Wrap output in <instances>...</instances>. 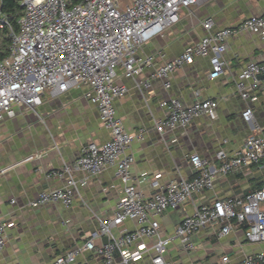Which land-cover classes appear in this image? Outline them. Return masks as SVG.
<instances>
[{"label":"built area","instance_id":"1","mask_svg":"<svg viewBox=\"0 0 264 264\" xmlns=\"http://www.w3.org/2000/svg\"><path fill=\"white\" fill-rule=\"evenodd\" d=\"M200 1L20 0L23 10L15 29L0 9V29L10 33L7 55L0 59V123L15 117L18 108L41 105L45 94L56 98L71 89L85 88L88 101L109 135L101 144L84 145L74 162L51 172L49 177L65 180V186L42 192L30 206L60 205L68 209L77 187L86 185L90 178L107 168L114 170L115 179L122 185L123 196L113 215L99 219V229L91 239L57 256L51 264H75L85 251L100 258L102 264H116V255L120 258L118 264H131L150 251L153 252L151 264H188L168 261V246L178 241L184 251H194L192 237L207 229L217 238L241 230L247 243H264V185L247 193L206 203L195 202L196 197L212 189L218 177L250 170L264 173V133L249 135L235 151L220 148L216 153L217 164L192 154L189 178L169 181L162 187L154 183L158 190L145 195L139 185L149 178L133 174L135 158L130 152L133 141L143 140V131L129 134L115 108V101L128 91L119 82L122 74L132 78L153 65L154 57L138 55L140 46L176 24L182 9ZM202 27L207 31L204 37L154 71L152 79L162 80L165 89L170 87L171 75L196 58L208 59L209 79L220 78L226 69L223 55L228 38L239 31H250L264 38V14L250 16L232 28L214 32L213 19L206 18ZM260 77L264 80V62H249L241 68L235 86L243 100L252 99ZM137 87L148 89L150 80L138 82ZM160 106L164 115L155 119L153 126L162 134L167 130L186 129L202 116L214 117L217 102L201 100L196 93L195 100L187 107L177 99L161 101ZM251 116L249 109L242 114L246 122ZM74 173H82L83 177L76 180ZM187 203H192V211L182 216L172 234L163 237L159 218ZM125 221H134L137 228L113 236V229ZM12 227L11 219L0 217V251ZM96 237L106 238L107 244L96 245ZM143 239L152 240L151 245L142 243ZM135 243H139L137 249L131 251ZM221 261L227 262L228 256ZM241 264H264V253L245 255Z\"/></svg>","mask_w":264,"mask_h":264},{"label":"crops","instance_id":"2","mask_svg":"<svg viewBox=\"0 0 264 264\" xmlns=\"http://www.w3.org/2000/svg\"><path fill=\"white\" fill-rule=\"evenodd\" d=\"M263 14L264 0H201L182 9L176 24L140 46L138 55L154 57L153 65L138 71L132 78L122 74L119 82L128 91L115 101V108L129 134L143 131V140L133 141L130 152L135 158L133 174L149 178L139 185L145 195H151L169 181L189 178L192 154L197 153L202 159L217 164L216 153L220 148L235 151L249 135L264 133V80L260 78V85L250 100H243L235 86L245 64L264 62V38L260 35L239 31L228 38L223 55L226 69L218 79H209L207 58H196L192 64L175 71L168 89L163 87L162 80L152 79L159 66L207 34L202 27L206 18L213 19L214 32ZM145 80H150V87L139 89L137 83ZM86 93L85 88H79L56 98L45 94L41 105L18 108L15 117L0 123V217L14 223L0 251V264H51L57 256L91 239L99 229V219L111 217L123 196L114 170L107 168L90 178L86 185L77 187L68 209L60 205L30 206L42 192L65 186V180L49 177L51 172L74 162L84 145L101 144L108 139ZM196 93L201 100L217 102L214 117H199L186 129L156 132L153 121L164 115L161 101L177 99L187 107L195 100ZM247 109L252 112L248 122L242 117ZM158 175L159 178H155ZM74 177L79 180L83 174L74 173ZM262 185L264 173L256 170L218 177L212 189L196 197L195 202L206 203L247 193ZM191 211L192 203H187L162 215L158 220L162 236L172 234L182 216ZM136 228L134 221H125L113 229L112 234L117 237L121 232H132ZM103 239L96 237L94 243L101 245ZM141 242L150 246L152 240ZM192 242L195 250L186 252L178 241H173L167 248L166 259L188 264H241L245 255L264 253V243H247L241 230L217 238L207 229L193 236ZM138 244H133L130 250L135 251ZM152 255L150 251L131 264H151ZM224 256H228L227 262L221 261ZM119 261L116 255L115 263ZM75 264L102 262L92 252L85 251Z\"/></svg>","mask_w":264,"mask_h":264},{"label":"trees","instance_id":"3","mask_svg":"<svg viewBox=\"0 0 264 264\" xmlns=\"http://www.w3.org/2000/svg\"><path fill=\"white\" fill-rule=\"evenodd\" d=\"M0 9L7 15L15 29L16 21L21 16L23 10L20 0H0ZM9 44L10 33L5 29H0V59L7 55Z\"/></svg>","mask_w":264,"mask_h":264},{"label":"water","instance_id":"4","mask_svg":"<svg viewBox=\"0 0 264 264\" xmlns=\"http://www.w3.org/2000/svg\"><path fill=\"white\" fill-rule=\"evenodd\" d=\"M261 79H263V77H260ZM108 240L106 238L103 239V244H107Z\"/></svg>","mask_w":264,"mask_h":264}]
</instances>
